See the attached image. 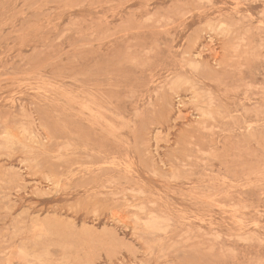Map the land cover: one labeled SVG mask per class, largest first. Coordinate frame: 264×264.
Returning a JSON list of instances; mask_svg holds the SVG:
<instances>
[{"label":"rangeland","instance_id":"obj_1","mask_svg":"<svg viewBox=\"0 0 264 264\" xmlns=\"http://www.w3.org/2000/svg\"><path fill=\"white\" fill-rule=\"evenodd\" d=\"M40 263L264 264V0H0V264Z\"/></svg>","mask_w":264,"mask_h":264},{"label":"bare ground","instance_id":"obj_2","mask_svg":"<svg viewBox=\"0 0 264 264\" xmlns=\"http://www.w3.org/2000/svg\"><path fill=\"white\" fill-rule=\"evenodd\" d=\"M188 72H189V71H188ZM195 75H196V74H195ZM195 75H194V76H195ZM196 78H197V77H196ZM168 97H169V96H168ZM167 101H168V100H167ZM83 106H84V105H83ZM84 108H85V107H84ZM134 207H135V205H134ZM132 208H133V207H132ZM135 208H136V207H135ZM231 210H232V209H231ZM150 219H151V218H150ZM162 231H163V230H162ZM16 253H17V251H16ZM12 255H14V254H11V256H12ZM47 257H48V256H47ZM29 258H30V257H29ZM36 262H37V261H36ZM38 263H39V262H38ZM40 264H41V263H40Z\"/></svg>","mask_w":264,"mask_h":264}]
</instances>
